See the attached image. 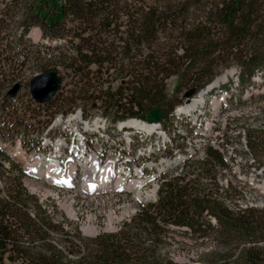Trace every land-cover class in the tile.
I'll use <instances>...</instances> for the list:
<instances>
[{
	"label": "trees",
	"instance_id": "trees-1",
	"mask_svg": "<svg viewBox=\"0 0 264 264\" xmlns=\"http://www.w3.org/2000/svg\"><path fill=\"white\" fill-rule=\"evenodd\" d=\"M33 29L40 31L42 43L28 38ZM0 37L17 39L26 54L22 61L16 54L9 61L0 57V81L15 78L31 57L43 58L74 84L57 107L61 115L74 113L79 102H102L115 114L114 122L143 120L150 110L168 115L183 103L169 97L167 85L174 77L177 92H198L234 66L242 88L263 71L264 0H0ZM1 53L8 55L5 49ZM7 91L0 101V125L11 114L6 105L14 102ZM255 131L260 134L254 143L264 144V129ZM2 161L12 162L0 148V171ZM207 164L226 167L223 155L208 148L204 161H191L163 180L158 201L142 208L132 225L100 235L76 261L51 241L54 227L29 212L40 207L22 186L26 174L13 165L18 175L0 186V264H176L148 262L143 247L150 241L155 248L176 229L223 247L222 254L202 264H264V209L226 206L217 176L202 170ZM208 176L210 184L204 182Z\"/></svg>",
	"mask_w": 264,
	"mask_h": 264
},
{
	"label": "rangeland",
	"instance_id": "rangeland-1",
	"mask_svg": "<svg viewBox=\"0 0 264 264\" xmlns=\"http://www.w3.org/2000/svg\"><path fill=\"white\" fill-rule=\"evenodd\" d=\"M12 26H14L12 28L14 31L18 27L16 24H12ZM16 35L14 36L19 38V35ZM28 38L35 43L43 42L40 31L36 29L31 31ZM22 46L25 45L19 43L15 38L2 39L0 37V57L3 56L8 61L17 57L22 61L23 56L26 55L19 50ZM2 49H5L8 55L2 54ZM31 59L29 67L16 72L15 78L13 75H9L0 81V101L3 99L4 91H9L16 84H21V90L16 100L6 105L7 110L11 112V114L4 115L6 124L0 125V148L9 155L12 161L10 163L2 161L4 168L0 171V186L4 188L8 178H13L14 174L18 175V172L14 171L15 169H22L26 174L22 177V186L28 194L37 200V205L40 207V209H29V212L38 213L39 219L51 225L52 228L54 227L51 230L54 235L51 241L59 248L63 246L67 249L69 261H76L81 255L88 254L86 246L100 235H114L119 233L125 225H132V220L136 215L131 214L129 222V218L126 216L129 212L127 213L126 207L133 206L134 209H137V206L144 208L154 204L152 198L155 196V191L149 192L148 196L151 195L152 198L145 200L137 199L131 192L119 195L111 188L105 191L101 189L102 192L96 190L98 188L95 189L94 186L85 189L86 180L91 174L90 171L86 170L82 164L76 167L70 162L71 157L64 155L65 151L69 153L72 148L74 149L78 144L81 145L80 137H76L74 130L77 127L79 132L85 133L84 124H80L77 120L65 124L58 123L60 118L65 120L64 116L58 112L57 107L74 91L72 78L62 68L58 69L63 79L61 90L57 93L58 96L53 100L52 106H39L31 98L30 81L41 73L53 71L55 62L43 58L36 60L34 56ZM228 71H232L234 74L221 85L222 88L218 87L207 95L205 108L201 112L204 116L198 117L196 124H190L188 121L183 122L180 127L181 135L184 136L185 143L192 144L194 146L192 148L196 151L203 141H206L209 148L221 152L223 157L227 158L225 170L217 165L215 168H210L208 164L202 167L206 173L212 170V173L222 182L228 181L229 189L226 190V196L219 192L226 199L224 202L226 206L264 209V144L259 141L254 143L253 140L254 136L260 134L253 133V131L264 128V70L257 73L243 88L237 84L239 76L237 66L226 70L218 78L223 77ZM231 79L235 84L230 86ZM178 83V77L168 81V94L170 99L183 101L184 105L198 98L202 93V90L196 92L195 89L186 88H181L177 92ZM113 87L116 88V82ZM189 92H192L191 96H188ZM78 105L79 108L74 115H77L79 111L82 113L86 111L87 118L82 116L85 122H98L96 119L102 118L107 119L110 124L114 123L115 114L112 111H107L104 108V103L91 105V103L79 102ZM84 105L87 106L84 107ZM178 107H180L179 104L175 106V109ZM71 115L66 117L67 121ZM117 123L115 122L113 125ZM129 132L138 133L137 130H129ZM58 141H63L66 144L57 150ZM184 147L179 145V148ZM84 148H88L92 155L99 156L100 154L99 146L93 139H90ZM132 152V167L136 169L156 163V161L139 158L136 155V153L138 154V145H133ZM39 156L46 158L57 156L58 159L62 157L59 160L62 163V172L66 171V176H74L76 185L67 188L57 186L53 180L55 178L58 180L59 175L52 174L48 181L46 177L31 173L30 165H34L33 167H36L39 172L47 170L45 165L40 166L36 163ZM99 159L101 160L100 156ZM13 165L15 166L14 170L12 169ZM69 166H72L71 169ZM176 171L178 169L162 174L156 181L147 183L145 188L153 189V185H160L163 179ZM153 173H157L154 168L147 171L146 178L152 177ZM204 182L210 184L209 176L205 177ZM209 189L214 190L211 187ZM72 209L75 212V218H72L68 213ZM211 223L215 226L213 220ZM185 231V229H176L169 232L155 248L150 241L143 242V247L148 249V262L163 263L171 260L176 264H202L216 258V255L222 254L223 247L216 240H195L189 235L183 234ZM18 262L21 263V260L19 259Z\"/></svg>",
	"mask_w": 264,
	"mask_h": 264
},
{
	"label": "built area",
	"instance_id": "built-area-1",
	"mask_svg": "<svg viewBox=\"0 0 264 264\" xmlns=\"http://www.w3.org/2000/svg\"><path fill=\"white\" fill-rule=\"evenodd\" d=\"M205 95H207V93H205ZM188 103L182 105L181 107L186 106ZM205 103L206 102H204L203 105L198 106L197 109L191 112L188 116L178 115L179 109L176 108L173 112L169 113L165 117L163 123L156 125L157 126L156 130L152 134H148L147 132L142 130L138 131V133L136 134H134V132L128 133V131H125L120 127L121 124L113 125L114 123L110 124L108 123L107 119H102V118L96 119L99 123V127L96 130L85 129L86 132L81 133L76 127L74 133L76 137H80L79 142L82 143L81 145L78 144V146L83 145V151L85 152L84 154L86 157L91 156L92 154H90L88 148H84V145H87L89 140L93 139L94 142L97 143V145L99 146V150H100L99 156L101 160L99 159V156L97 154H94L96 155V159L100 161L104 165V167L110 165L111 163L115 164L116 171L121 172V176L124 178L125 181L127 182L144 181L146 179H149L146 178L147 177L146 173L147 171H150L153 168L157 171V173L156 174L153 173L154 175L152 176L153 181H156L162 176V174H166L175 169H178V171L174 173L181 172L187 163L194 160L204 161L207 158V149L209 148L208 143L206 141H203V144L196 151L195 149H193L194 146H192V144H190L189 142L185 143V140L183 139L184 136L181 135V131H180V127L183 122L188 121L190 124H194V123L196 124V121H198L197 118L204 116V114H202L201 112L205 108ZM62 122L63 124L71 123L67 121V119H65ZM77 122L79 121L77 120ZM79 123L84 124L85 127V124L89 123L93 125L95 122L90 123V122L81 121ZM176 130H178V132H176ZM134 144L138 145V154L136 153V155H138L139 158L144 159L146 161H152V162L156 161V163L151 165L147 164L145 167L141 169L140 168L136 169L132 167V160H133L132 148ZM179 145H183L185 147L179 148ZM200 154L202 155L201 157L198 156ZM70 156L72 160L75 157L73 148L71 149ZM180 156L182 157L180 163L176 165H172L163 171L158 170L157 167L159 166L163 167V165H165L168 162L172 163ZM59 160H61V157H59V159L57 158V161ZM224 160L227 163L226 157L224 158ZM58 163L61 164V161H59ZM72 164H74V162ZM220 168L225 170L224 169L225 167H220ZM140 170L141 172L140 174H138V171ZM223 172L226 173V171ZM58 175L60 177L66 174L62 172L61 174ZM217 183L221 195L223 194L226 196L227 194L226 190L229 189L228 181L222 182V180L217 177ZM161 184L160 185L156 184V186L153 185V189L151 190L145 188L146 186L144 185L142 188L143 193L155 191V196H153L152 199L156 203L158 200L157 194L158 191L160 190ZM114 192L119 193V195H125L129 193L128 191H124V190L122 191L114 190ZM132 207L133 206L126 207V211L129 210L128 208H132ZM43 208L45 207L43 206ZM136 208L137 209H134L133 212L126 215L127 218H129L128 220L129 222L131 221L130 219L131 214L137 215L138 213L141 212V207L137 206ZM32 216L34 217V214H32Z\"/></svg>",
	"mask_w": 264,
	"mask_h": 264
},
{
	"label": "bare ground",
	"instance_id": "bare-ground-1",
	"mask_svg": "<svg viewBox=\"0 0 264 264\" xmlns=\"http://www.w3.org/2000/svg\"><path fill=\"white\" fill-rule=\"evenodd\" d=\"M233 75L232 71H228L225 73V75L221 78H218L213 84L214 87H221V85L224 84V82L227 81V79L229 78V76ZM218 84H217V83ZM217 85H216V84ZM206 95L205 93H202L199 95L198 98L190 101L186 106L184 107H179L178 109V115H189L191 112L195 111L197 109L198 106L203 105L204 102L206 101ZM218 107V106H217ZM80 119V115H76V116H72L69 119V122H72L73 120H78ZM99 127V123L95 122L93 125L87 123L85 124V129L87 130H96ZM121 128H131L133 130H142L147 132L148 134L153 133L156 130V125H149V124H143L142 122L139 121H132V120H128L126 122L121 123L120 125ZM66 143H64L63 141H58L57 143V150L61 149L65 146ZM73 152L75 154V157L73 158V162L76 165L82 164L84 166V168L90 171V175L88 177V179L86 180V184H85V189L89 188L90 185L94 186V188H98L96 190H98L99 192H102L101 189L107 190V189H114L117 191H128V192H132L135 194L137 199H150L152 198L151 195L148 196L149 192L143 193V186L147 183V182H152L153 181V177H150L149 179H146L144 181H131V182H127L124 180V178L121 176V172H117L115 169V164L111 163L110 165L106 166V167H101L96 159V155H91L86 157L85 156V152L83 151V145L82 146H78L75 147L73 149ZM36 163L38 165H45L47 170L46 172H39V170H37L36 167H33L32 165H30L29 167V171L37 176H43L48 178V181L50 179V177H52V174H56V173H62L61 167L60 165H58L59 161H57V156L55 157H51V158H46V157H38L36 159ZM182 160V157L180 156L179 158H177L174 162L170 163H166L165 165H163V167H157L159 171H163L165 169H167L168 167L172 166V165H176L178 163H180V161ZM72 166H69V169H71ZM152 167V166H151ZM141 170L138 171V174H140ZM68 174V173H67ZM98 176L101 177V182L98 181ZM68 179V181L65 182V185H70L73 186L75 185V181H72V179H74V176L68 175V178L66 177H61L59 178L58 183H61V179ZM54 179V178H53ZM56 179V178H55ZM53 180L54 182H56L57 180ZM64 185V184H62ZM264 189V188H263ZM155 194V192H154ZM129 210H127V213L133 211V207L132 208H128ZM69 215L72 218H75V212L72 210L68 211Z\"/></svg>",
	"mask_w": 264,
	"mask_h": 264
},
{
	"label": "water",
	"instance_id": "water-1",
	"mask_svg": "<svg viewBox=\"0 0 264 264\" xmlns=\"http://www.w3.org/2000/svg\"><path fill=\"white\" fill-rule=\"evenodd\" d=\"M62 83L63 79L59 76L57 71L41 73L35 76L30 81V94L33 101L40 105L48 104L60 91ZM20 90L21 85L16 84L9 90L7 96L10 99H14L17 97ZM191 94L192 92H189L188 96H191ZM165 114L166 112L163 109H153L146 114L144 121L150 124H160L163 122Z\"/></svg>",
	"mask_w": 264,
	"mask_h": 264
}]
</instances>
